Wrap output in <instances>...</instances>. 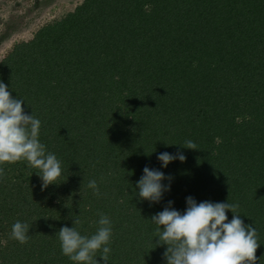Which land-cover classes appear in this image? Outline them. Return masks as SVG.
Returning a JSON list of instances; mask_svg holds the SVG:
<instances>
[{
  "label": "trees",
  "instance_id": "1",
  "mask_svg": "<svg viewBox=\"0 0 264 264\" xmlns=\"http://www.w3.org/2000/svg\"><path fill=\"white\" fill-rule=\"evenodd\" d=\"M0 264H264V0H83L16 44Z\"/></svg>",
  "mask_w": 264,
  "mask_h": 264
},
{
  "label": "rangeland",
  "instance_id": "2",
  "mask_svg": "<svg viewBox=\"0 0 264 264\" xmlns=\"http://www.w3.org/2000/svg\"><path fill=\"white\" fill-rule=\"evenodd\" d=\"M83 0H0V60L30 41L47 24L74 11Z\"/></svg>",
  "mask_w": 264,
  "mask_h": 264
}]
</instances>
